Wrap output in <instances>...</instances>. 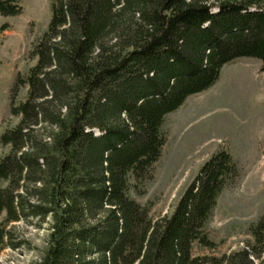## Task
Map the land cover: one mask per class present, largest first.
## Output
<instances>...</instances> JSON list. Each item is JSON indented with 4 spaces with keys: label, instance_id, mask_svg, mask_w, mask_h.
Wrapping results in <instances>:
<instances>
[{
    "label": "trees",
    "instance_id": "trees-1",
    "mask_svg": "<svg viewBox=\"0 0 264 264\" xmlns=\"http://www.w3.org/2000/svg\"><path fill=\"white\" fill-rule=\"evenodd\" d=\"M21 8L0 0L1 15ZM50 10L36 63L10 90L19 120L0 135V249L29 243L15 240L22 221L47 225L37 264H263L264 215L245 248L193 255L195 243L215 247L208 218L241 176L228 150L203 163L169 215L153 219L130 191L153 176L166 115L235 59L264 72V0H51Z\"/></svg>",
    "mask_w": 264,
    "mask_h": 264
},
{
    "label": "rangeland",
    "instance_id": "rangeland-1",
    "mask_svg": "<svg viewBox=\"0 0 264 264\" xmlns=\"http://www.w3.org/2000/svg\"><path fill=\"white\" fill-rule=\"evenodd\" d=\"M50 4L51 0H21L20 14H0V135L19 120L10 113V90L17 74H26L36 63L30 52L47 29ZM260 66L255 58L233 60L222 67L212 87L188 96L166 115L162 125L166 142L153 176L143 183L141 193L130 191L139 203L151 207L153 219L169 215L211 155L220 149L232 154L241 176L222 190L208 218L209 238L215 247L195 243L193 255L221 257L245 248L254 241L250 226L264 215V72ZM26 89L21 88L17 102L26 97ZM7 151L0 143V157ZM2 219L0 215V223ZM46 226L38 229L16 223L15 240L25 238L29 243L4 245L0 264H37ZM255 262L261 264V259Z\"/></svg>",
    "mask_w": 264,
    "mask_h": 264
}]
</instances>
